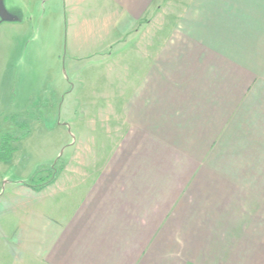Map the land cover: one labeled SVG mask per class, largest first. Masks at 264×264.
<instances>
[{"label": "rangeland", "instance_id": "1", "mask_svg": "<svg viewBox=\"0 0 264 264\" xmlns=\"http://www.w3.org/2000/svg\"><path fill=\"white\" fill-rule=\"evenodd\" d=\"M139 3L2 0L0 103L22 117L0 139L30 132L0 163V195L63 164L61 204L107 180L167 185L189 214L224 213L226 242L246 222L250 245L264 237V0Z\"/></svg>", "mask_w": 264, "mask_h": 264}, {"label": "crops", "instance_id": "2", "mask_svg": "<svg viewBox=\"0 0 264 264\" xmlns=\"http://www.w3.org/2000/svg\"><path fill=\"white\" fill-rule=\"evenodd\" d=\"M4 105L1 126L4 116L22 117ZM65 170L40 191L17 182L0 195V264H237V258L240 264L248 258L264 264L255 253L264 237L249 245L245 222L238 241H224V213L189 214L193 202L182 197L178 204L171 186L107 180L93 185L78 209L67 200L61 204L57 181ZM180 187L185 196L189 188ZM258 216L253 228L260 225Z\"/></svg>", "mask_w": 264, "mask_h": 264}, {"label": "trees", "instance_id": "3", "mask_svg": "<svg viewBox=\"0 0 264 264\" xmlns=\"http://www.w3.org/2000/svg\"><path fill=\"white\" fill-rule=\"evenodd\" d=\"M14 116L17 117L18 115H14ZM14 126L18 131L16 135L5 134L0 139V163L9 161L12 158V153L14 152V148H12L13 145L18 144L20 141L24 140L29 135L30 131L26 123L22 124L21 126L20 125L19 126L14 125ZM63 168H64L63 164L59 166L53 165L52 168L50 169L51 178L49 180L36 181L35 177L38 175V173H40L43 170L41 168L35 173V176L31 177L28 181L24 182L23 185L34 191H40L46 186L53 183L58 177V175L62 172Z\"/></svg>", "mask_w": 264, "mask_h": 264}, {"label": "water", "instance_id": "4", "mask_svg": "<svg viewBox=\"0 0 264 264\" xmlns=\"http://www.w3.org/2000/svg\"><path fill=\"white\" fill-rule=\"evenodd\" d=\"M0 20L11 21L12 17L4 10L2 0H0Z\"/></svg>", "mask_w": 264, "mask_h": 264}]
</instances>
